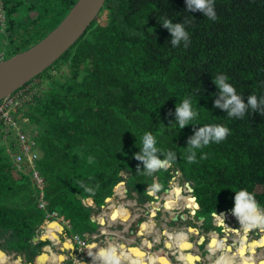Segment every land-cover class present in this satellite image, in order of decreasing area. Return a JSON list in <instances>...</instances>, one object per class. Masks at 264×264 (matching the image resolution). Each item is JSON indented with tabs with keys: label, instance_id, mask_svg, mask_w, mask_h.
I'll list each match as a JSON object with an SVG mask.
<instances>
[{
	"label": "trees",
	"instance_id": "16d2710c",
	"mask_svg": "<svg viewBox=\"0 0 264 264\" xmlns=\"http://www.w3.org/2000/svg\"><path fill=\"white\" fill-rule=\"evenodd\" d=\"M2 1L8 34L0 31V51L9 58L44 38L78 0ZM215 6L213 21L200 11L188 12L185 0H107L85 34L34 79L60 62L69 68L64 80L35 92L24 109L29 121L23 129L33 134L41 153L37 166L46 180L47 210L38 205L29 176L14 163V141L7 146L0 136V238L5 236L10 250H28L29 258V241L47 211L58 212L70 236L94 233L93 206L84 201L90 197L102 204L123 169L144 195L154 175L137 170L142 162L133 153L146 131L158 147L176 153L173 163L196 183L198 213L232 208L240 189L255 193L264 206V114L249 111L233 118L214 105L219 74L245 101L249 95L264 96V0H216ZM104 12L105 21L97 24ZM165 17L189 21L187 47L171 45L160 22ZM189 97L198 117L183 128L170 124L176 103ZM212 124L230 133L197 149L190 162L188 138ZM158 174L163 176V169ZM188 205L194 209L196 199L190 197Z\"/></svg>",
	"mask_w": 264,
	"mask_h": 264
},
{
	"label": "rangeland",
	"instance_id": "374dc122",
	"mask_svg": "<svg viewBox=\"0 0 264 264\" xmlns=\"http://www.w3.org/2000/svg\"><path fill=\"white\" fill-rule=\"evenodd\" d=\"M30 2H37L38 0H28ZM107 17L106 12H104V14L102 15V17L99 19V21L97 22V24L102 23L103 21H105ZM6 23H7V18H6V14H5V10L3 7V1L0 0V31L1 32H5V34H8V31L6 30ZM0 54H6L5 50L0 51ZM69 74V68L68 66L64 63V62H60L59 64H57L55 67H53L52 69L49 70L48 75H45L41 78H38L36 80H34L32 83L28 84L26 87H22L21 89L17 90L22 92V94H24V104H23V108H22V112L24 113V109L26 107V104L28 103V101L32 98L33 94L35 92L40 93L41 91L47 90L50 87V83L52 82V80L54 79H59V80H64L65 76ZM51 76V77H50ZM16 91V92H17ZM19 92V93H20ZM29 121V120H28ZM23 124L22 123V129H23ZM28 135H30L29 132L26 131V129H23ZM13 132L11 131L10 134L5 132V129L2 130V128H0V136H2L4 143L7 144H11L13 142ZM33 136V134H32ZM36 151L37 156L39 157L41 155L40 151L38 149L34 150V152ZM170 166V165H169ZM168 166V167H169ZM167 167V168H168ZM166 169V168H164ZM121 180L125 181L126 179H128L130 177V171L129 170H122L121 171ZM171 181L168 184V189H172L173 186H176L174 191H175V199L172 200L171 198H169V200L166 199L167 201V206L170 208L175 207V209H167L163 207L164 200H165V196H166V192H165V188L164 186H162V190H158L157 187L161 186L160 182L158 181V179L154 176L153 178V183H150L149 185H147L146 190H152L153 188L155 189V195L158 196V198H155L153 196H148L146 195L145 198H143V201L139 200V195L137 194L136 191H133L132 194L130 195L129 192L126 191L127 186L125 187V193L122 194H114V192L112 193L114 198L113 200L116 201L118 204L120 205H124L127 208H130V211L132 212V216L131 219L127 222H111L109 220V214L111 211V204L113 202H109L106 203L105 201H103V203L101 204L100 208H92V206L90 205V203L88 202V200L86 199L85 204L88 207H91L93 209V218L96 219V222L94 223L95 227H96V231L94 233H90V235L85 239L86 242L85 244L82 246V248L85 250L86 247H88L90 250V245L95 243L98 244L100 247H105L104 244V238L106 236V234L109 232H116L119 234V236H123L126 240L129 238V231L133 232L137 227L140 230V225L138 226L137 223H143V222H150L152 224L155 225L156 228L159 227H163L166 224V220H168L170 217H172L174 214H183L185 215L186 220L184 221H180L177 223V227L179 232H187L190 234V239L191 237L194 236H198V235H194L192 236V232H188L184 229V227H188L189 229H192V226H197L200 229V235L201 238L199 239L200 241L202 240V236H206L207 237V241L209 239H211V234L213 231H217L220 234L219 239L223 241V238H225V236L227 237L228 235H232V236H238L240 235L242 238L245 236L247 237V239L251 238V240L249 239L246 242L245 246L251 245L253 242L260 240L262 237H264V226L261 227H246L245 225L239 223L237 217H235L232 212L231 209L230 210H221V212L225 211V215H226V220L224 222L223 225L218 226V215L220 216V213H217L216 215L212 216L211 218V226H213V228L208 229H204L203 225H202V220H199L198 218H194V213L192 212V208L189 207L188 202L184 203L183 197H195L193 195L192 190L189 188L188 184L190 185V187L192 186L190 184V182L188 180H186L182 173H177V172H173V174H171ZM178 183V184H176ZM123 184V183H122ZM129 190V189H128ZM180 207H177L179 205L180 201ZM141 201V202H140ZM159 203L160 204V211L157 210L156 212H153V203ZM197 204V203H196ZM184 205V206H183ZM197 208V206H195ZM177 208V209H176ZM96 211V212H95ZM150 211V214H158L157 216H155V218H152L148 212ZM174 211V212H173ZM91 217V218H92ZM104 221V223L106 222L105 226H103L101 223H99V221ZM224 220V218L222 219ZM218 221V222H217ZM112 223L111 226H109V224ZM226 226V227H225ZM232 226L234 229L231 230L230 232H228L226 230V228ZM193 230V229H192ZM236 230H239V232H236ZM178 231H172V230H165V232L168 234L169 232H178ZM142 232V230L140 231V233ZM44 234V233H42ZM58 235H60V242H53V241H44V242H39V244L37 245V247H35L34 249H31V255L29 256V258H25L23 257L24 254L22 253H16V252H10L8 250H1L0 252H5L7 253V257L8 260L6 261L5 264H17L18 262V258L21 259V261L25 262V261H29L32 263H36L37 260L39 259V257L42 255V251H44V253H46L45 248L47 246L50 247V250H53L54 252L59 253L60 255H64V257H66V260L62 262V264H71L70 262V253L71 251L74 253H79L80 252V247L79 245H77L73 240L72 237L68 234V229L66 228L65 230H61V233H57ZM68 234V236H67ZM156 232H149L147 235V237L152 236V237H156V239H158L159 241L162 240V243H166V241H170V243L172 244L170 248H172L173 246H175V242L173 240H168L167 237H165V239L161 238L160 236H158V234L156 235ZM41 235V234H40ZM39 235V236H40ZM51 235V233L49 234ZM42 236V235H41ZM46 238H49V236H47ZM196 238V237H195ZM216 239V237H214ZM259 238V239H258ZM151 239V238H150ZM189 239V242H191ZM252 239H254L255 241H252ZM258 239V240H257ZM40 240V239H39ZM124 240V239H123ZM218 239H216L217 241ZM125 241V240H124ZM144 239H142L140 241V238H137L136 240V244L143 242ZM152 241V240H151ZM208 241V243H209ZM207 243V246H208ZM257 243V242H256ZM255 243V244H256ZM125 244V242H124ZM264 244V243H263ZM230 245V244H229ZM229 245L227 244L224 245L226 247H229ZM241 246L243 245V243L240 244ZM193 248V246H192ZM192 248H185L184 250L189 249L188 251L192 250ZM230 248V247H229ZM194 249H198L194 248ZM205 249V248H204ZM93 250V249H92ZM231 250V248H230ZM48 251V250H47ZM157 252V251H156ZM68 258V259H67ZM26 259V260H25ZM45 261L43 260L42 263H44ZM46 264H54V263H50L48 261H46Z\"/></svg>",
	"mask_w": 264,
	"mask_h": 264
},
{
	"label": "clouds",
	"instance_id": "9594fccd",
	"mask_svg": "<svg viewBox=\"0 0 264 264\" xmlns=\"http://www.w3.org/2000/svg\"><path fill=\"white\" fill-rule=\"evenodd\" d=\"M216 0H185L188 12L200 11L209 20H217L218 15L215 6ZM163 27L167 28L171 34V45L173 47L183 45L187 47L190 43V33L187 29L189 21L173 22V19L165 17L160 21ZM214 83L219 89V95L214 100V105L227 111L228 117L244 118L249 111L264 114V96L249 95L247 101L238 93L236 87L229 82L224 74H219L214 78ZM171 111V110H170ZM199 113L193 106L191 98L181 100L176 103L174 116L170 122L175 123L178 128L192 124L191 121L198 117ZM230 129L222 124L203 125L195 129L194 134L187 140L190 162L196 160V150L202 149L210 143H219L226 139ZM139 150L133 153V157L142 162L137 164V170H143L145 175L151 176L160 169L167 168L176 160V153L172 150L165 152L158 147L157 138L152 132L146 131L141 137ZM153 188L151 191H154ZM234 204L231 209L232 214L237 217L239 223L246 227L264 226V206L256 199L255 193L240 189L234 191ZM86 201V200H85ZM225 215L224 213H221ZM92 217V216H91ZM99 264H118V254L115 247L98 248L92 257Z\"/></svg>",
	"mask_w": 264,
	"mask_h": 264
},
{
	"label": "flooded vegetation",
	"instance_id": "af4514ba",
	"mask_svg": "<svg viewBox=\"0 0 264 264\" xmlns=\"http://www.w3.org/2000/svg\"><path fill=\"white\" fill-rule=\"evenodd\" d=\"M174 171L177 172V173H179V172L182 173V171L172 162L168 168H166V169L163 168V172H164L163 176H161L160 174H158V171L152 174L160 182V185L161 186H158L157 187L158 190H160L162 188V186L166 187L164 189L165 192L170 190V189H168L167 186H168L169 182L171 181V177H172L171 174H173ZM131 175L132 174L130 172V177L125 180V182H126L125 184L123 183V186L124 187L127 186V188L129 189V190H126V191L129 192L130 195L132 194L133 191H136L137 194L139 195V200L142 199L141 201H143V198H145L146 195L153 196L155 198H158V196L155 195V190L152 191V194H150V190H146L144 195L141 194L140 192H138L137 190H135L134 187L131 185V179H132V176ZM182 175H183V173H182ZM154 176H153V178H154ZM183 177H184V175H183ZM189 182L192 185L191 186L192 189H193L192 192H193V195L195 196L193 198L196 199V202H197V204H196L197 208L194 207V209H192L193 213H194V210L196 211L194 213V218H198L199 220H202L200 218V216H204L205 219L202 220L203 221L202 222V225H203L204 229H208L209 230L210 228H213V226H211L210 222H211L212 216H214L215 214H211L209 216L208 214H200V213H198V210L201 207V202H200V200H199L200 198H199V196L197 195V192H196V183L194 181H189ZM147 185H149V184H147ZM147 185H146V188H147ZM124 193H125V191H124ZM114 194H117V191H114ZM112 195L113 194H111V196ZM113 198H114V196H113ZM112 200H110L109 202H112ZM164 203H165V205L163 204V207L164 208L167 207V209H170V207L167 206V201L166 200H164ZM90 205L93 206V208L95 207V209L101 207V204H97V203H91ZM186 205H188V204H186ZM160 208H158L159 211L161 210ZM230 209H232V208H230ZM230 209H227V210H230ZM219 212H221V211H219ZM219 212H217V213H219ZM148 214L152 218H155V216L158 215L156 213H154V214L151 213L150 214V211L148 212ZM222 216L226 220V218H227L226 215H222ZM184 220H186V218H185V215H183V214H180L179 213V214H177L176 217L173 215L168 220H166V224H165L164 228L163 227L156 228L155 225L151 223V228H150L151 231L150 232H156L158 234V236H160V239L161 238L162 239L163 238L165 239V237H167L168 240H169L170 237H171L170 240H172L174 234L182 233V231L179 232L178 231V228L177 227H174V226H177V223L178 222L184 221ZM143 223L142 224L139 223V222L137 223L138 226L140 225L139 226L140 227V230L137 227L133 232L129 231V238L130 237H133L136 240H137V238H140V241L143 238H145V235H147V234H145V235H139V234H143L145 232L144 230L146 229V226ZM55 224H56L55 222L52 223V225L49 228H51L52 230L55 229V228L60 229ZM222 224H224V221H223ZM184 229L189 232V230H188L189 228L188 227H184ZM192 229H193L192 236H194V235H198V236L191 237V239L189 238L191 242H189V240H188L187 247L192 248V246H193L192 250H190V251H188L189 249L184 250V248H180L181 251H176V253H175L174 251H175V249L178 248V244L175 243V246L177 245V247L173 246L172 248H170L168 246L169 245L168 243L170 241H168V242L166 241V243L164 242V243L161 244L162 240L159 241L158 239H156V237H152V236L147 237L148 238L147 239V246H149V247L152 246L151 248H149L147 250L149 251V253H152V254L153 253H158L160 255H168L169 257L175 256V257L178 258V259H175V258L173 259V262L175 264H248V262L250 261L251 258H252V261L255 262V264L256 263L258 264V262H260V260L262 261V259H264V244L261 245L260 247H257V250L253 254H252V252L250 250H247L246 253H245V255L244 254H241L238 251V248L241 246L240 244L241 243L244 244L245 241H248L249 239L251 240V238L246 239L245 236L242 238L240 235H238V236L228 235L227 237L225 236V238H223V241H222V240L219 239L220 234L217 231H213L215 234H213V236L211 234V239H210V241L208 239V241H209V243H208L206 236H202L203 239L201 241L199 240L201 238L199 227L192 226ZM233 229L234 228L232 226L228 227V229L226 228V230H228V232H230ZM141 230H142V232L140 233ZM165 230H167V231L168 230H172V231H178V232H175V233L169 232L167 234L165 232ZM236 232H239V230H237ZM114 233L116 234V236H119L118 233H116V232H114ZM214 237H216V239H218V240L216 241V239ZM32 239L29 241V245H28L29 248H32ZM53 240H55L57 242V239H53ZM150 240H152V243H151ZM252 241H255V240L252 239ZM207 243H208V246H207ZM227 244L228 245L230 244L229 247L231 248V250L228 252V255H227V250L226 249H228L229 247H226ZM224 245H226V246H224ZM245 245H246V243H245ZM245 245H243V246H245ZM7 246L8 245H7L6 238H5V236H2L0 238V249L1 250H8L10 252L22 253V254H24L23 257H25V258L28 259V250H24V251H19L18 252V251H15V250H10ZM145 246H146V244H145ZM197 247H198V249H194V248H197ZM212 247H216L217 250L214 252L212 250ZM48 254L45 255V259L44 260H46V258H47L46 256ZM6 255H7V253H6ZM251 255H253V256H251ZM220 260H223V261L222 262H219ZM215 262H217V263H215ZM21 264H24V263L21 262ZM145 264H147V263H145Z\"/></svg>",
	"mask_w": 264,
	"mask_h": 264
},
{
	"label": "water",
	"instance_id": "95a60500",
	"mask_svg": "<svg viewBox=\"0 0 264 264\" xmlns=\"http://www.w3.org/2000/svg\"><path fill=\"white\" fill-rule=\"evenodd\" d=\"M106 1L107 0H78L71 8V10L68 12V14L64 17V19L44 38H42L40 41H38L36 44L31 46L27 50L17 53L9 58H5L1 60L0 61V100L8 95L15 93L17 90L21 89L26 84L37 78V76L45 72L50 66H52L64 54H66L70 50V48L83 36V34H85V32L88 30L91 24L97 19ZM120 182H123L124 184L126 183L123 180H121ZM119 183H117V185ZM187 184L189 188L193 190L192 187H190L189 183ZM117 185L114 186L113 192ZM150 194H152V191H150ZM112 197L113 195L107 196L105 198V202L108 203L107 200ZM87 200H93V199L89 197ZM225 211L224 212L222 211L221 213L225 214L226 213ZM195 212L196 211L194 210V213ZM213 214L216 215L217 213H213ZM92 216H93V210H92ZM200 218L202 220L205 219L204 216H200ZM91 220L94 223L96 222V219L93 217L91 218ZM58 224L61 229L62 226L60 225V223ZM221 225L223 224H220L218 222V226ZM41 235L40 236L35 235L33 237L32 249L37 247L39 242L41 244V242H44L46 240L50 241V239L42 238L45 235V233ZM58 237L60 242V235H58ZM151 247L146 245L142 248L149 249ZM175 247H177V245ZM176 251H181L179 245L174 252L176 253ZM43 252L44 251H42V255L39 257L36 263H32L29 261H25V262L22 261V262L24 264H42L43 260L45 259V254H48V252H46L45 254ZM117 254L119 255L118 251ZM144 254H145V258L150 257L149 251L148 253L144 252ZM75 255L77 257L78 253H75ZM163 257L168 258L169 256L161 255L160 259ZM174 258L178 259L175 256L169 257L171 264H175L173 262ZM43 264H46V262ZM82 264H90V262L88 263L83 261ZM118 264L121 263L118 262Z\"/></svg>",
	"mask_w": 264,
	"mask_h": 264
},
{
	"label": "built area",
	"instance_id": "2783aa9c",
	"mask_svg": "<svg viewBox=\"0 0 264 264\" xmlns=\"http://www.w3.org/2000/svg\"><path fill=\"white\" fill-rule=\"evenodd\" d=\"M3 59H5V55L0 54V61ZM19 92L20 91H17L0 100V128H2V130L5 129V132L9 134L11 131L13 132V141L16 149H10V154L13 157L14 163L18 169L25 172L29 176L34 189V195L39 203L38 205L47 210L48 202L45 198L46 180L37 166L38 156L36 151L34 152V150L37 149L34 136L28 135L22 129V123L28 122L29 118L22 112L25 98L24 94ZM8 145L9 144H7V146ZM52 222L60 223L63 230L66 228L68 229L67 224L59 218L57 211H47L44 222L37 229L36 236L46 233ZM62 228L57 231L55 230V232L61 233ZM89 235L90 233H86L84 236L74 235L71 237L81 249L86 242L85 239Z\"/></svg>",
	"mask_w": 264,
	"mask_h": 264
},
{
	"label": "crops",
	"instance_id": "0c3cea01",
	"mask_svg": "<svg viewBox=\"0 0 264 264\" xmlns=\"http://www.w3.org/2000/svg\"><path fill=\"white\" fill-rule=\"evenodd\" d=\"M129 211H130V208H128ZM109 220L113 223V222H116L118 223L119 221L121 222H127L131 219V216H132V212L130 213V217L128 219H122V218H118L114 212H113V209L111 208V211H110V214H109ZM119 219V221H118ZM127 220V221H126ZM99 223H101V220L99 221ZM112 223L109 224V226L112 225ZM102 224V223H101ZM106 223L102 224L103 226H105ZM145 226H146V229L147 231L144 232L143 234H139V235H145V234H148V232H150V228H151V223L150 222H144L143 223ZM52 225V223L49 225V227ZM55 230L57 231L58 229L55 228V229H51V228H48L47 232L45 233V236H49V238L52 239V241L56 242L55 240L53 239H57V242H59V237H58V234L55 232ZM51 233V235H49ZM183 233V232H182ZM176 234L173 235V241L176 242ZM125 241H124V240ZM147 235H145V238H144V241L141 242V243H138L136 244V239L133 238V237H130L128 238L127 240L123 237V236H116V234L114 232H109L106 234L105 238H104V244H105V247H115L116 250L118 251L119 253V260L118 262H120L121 264H130L129 260L133 261V262H140V263H145V261H147L149 264L150 262L149 261H154V264H165V263H169L171 264L169 258H166V257H163L160 259V254L158 253H150V257L149 258H145V259H136L132 256L131 253L127 252L125 253L123 251V249H125L127 251V248L128 246H141L144 247L145 244L147 245ZM247 239V237H246ZM123 242H125V247H122V244ZM169 247H171V243L169 242L168 243ZM94 245V246H93ZM248 247V246H247ZM90 248L91 250L87 247L85 250L83 248L80 249V252L78 253L77 257L75 255L74 252L71 251L70 253V256H71V264H82V262H90V264H99L98 261L94 260L92 257L93 255L95 254V252L97 251L98 248H102L100 247L98 244H91L90 245ZM181 248V247H180ZM93 249V250H92ZM144 252H147L148 253V250L146 248H142ZM50 254V255H49ZM46 257V260H44L45 262L48 261L50 263H54V264H62V262H64L66 260V257H64V255H60L59 253L57 252H54L53 250L49 253ZM62 257V258H61ZM65 258V259H64ZM64 259V261H63ZM250 261H252V258L250 259ZM249 261V262H250ZM44 262V263H45ZM17 264H21V262L17 263Z\"/></svg>",
	"mask_w": 264,
	"mask_h": 264
},
{
	"label": "bare ground",
	"instance_id": "6f19581e",
	"mask_svg": "<svg viewBox=\"0 0 264 264\" xmlns=\"http://www.w3.org/2000/svg\"><path fill=\"white\" fill-rule=\"evenodd\" d=\"M123 182H121V183H119L117 186H116V188H115V190L114 191H117V194H122V193H124V191H125V187L123 186V184H122ZM176 184H178V183H176ZM175 187L176 186H173V188L172 189H170L169 191H167V193H166V196H165V200L167 199V200H169V198H171L172 200H174L175 199V191H174V189H175ZM184 199H181V200H183V202L184 203H187L189 200H190V197L188 198V197H183ZM113 199V197L112 198H109L107 201L109 202L110 200H112ZM181 200L180 201H178L179 202V205L177 206V207H180L181 205H180V202H181ZM88 202L91 204L92 203V201L91 200H88ZM189 203V202H188ZM184 206V205H183ZM111 208L113 209V212H114V214L118 217V218H122V219H128L129 217H130V213H131V211H129V209L126 207V206H124V205H120V204H118L116 201H114L113 200V202H112V204H111ZM158 208H160V204L159 203H153V211L155 212ZM170 209H175V207H173V208H170ZM177 209V208H176ZM159 210V209H158ZM174 212V211H173ZM174 216L176 217L177 216V214H174ZM219 216V215H218ZM220 217V218H219ZM218 218H219V223H223V221L225 222V219L224 220H222L223 219V216L221 215V216H219ZM222 218V219H221ZM118 221H119V219H118ZM127 221V220H126ZM217 221V222H218ZM56 223V222H55ZM101 223L102 224H104V221L102 222L101 221ZM56 226H58L59 228H60V226H59V224L58 223H56L55 224ZM54 228V227H53ZM60 230V229H59ZM189 230V232H192L193 230L192 229H188ZM145 232L147 231V229H145L144 230ZM213 234H215L214 232L212 233V236H213ZM47 236H43L42 238H46ZM176 244H178L181 248H187V242H188V240H189V238H190V234L189 233H187V232H183V233H177L176 234ZM51 239V238H50ZM52 240V239H51ZM246 240V239H245ZM147 241V240H146ZM247 241H245V243H246ZM257 242V243H256ZM245 243L243 244V245H245ZM256 243V244H255ZM263 243H264V237H262L260 240H258V241H255V242H253L251 245H248V247H246V246H241V247H239V252L241 253V254H244L245 255V253H246V251L247 250H250L251 252H252V254L257 250V247H260L261 245H263ZM172 245V244H171ZM122 247H125V244H124V242H123V244H122ZM212 250L215 252L216 250H217V248L216 247H212ZM227 250V255H228V252L230 251V248H228V249H226ZM123 251L125 252V253H127V252H129V253H131L132 254V256L134 257V258H136V259H145V254H144V252L142 251V248L141 247H139V246H128V248H127V251L125 250V249H123ZM251 256H253V255H251ZM250 256V257H251ZM249 257V258H250ZM62 258V257H61ZM8 260V257H7V255H6V253L4 254V252H0V264H5L6 263V261ZM223 260H220L219 262H222ZM256 261V260H255ZM18 262H22L21 261V259L20 258H18ZM129 262H130V264H145V263H147V264H149L147 261H145L144 260V262L145 263H140V262H133V261H131V260H129ZM150 262V264H154V261H149ZM23 263V262H22ZM215 263H217V262H215ZM43 264V263H42ZM165 264H169V263H165ZM248 264H255V262L254 261H250V262H248ZM257 264V263H256ZM258 264H264V259H262V261L260 260V262H258Z\"/></svg>",
	"mask_w": 264,
	"mask_h": 264
}]
</instances>
